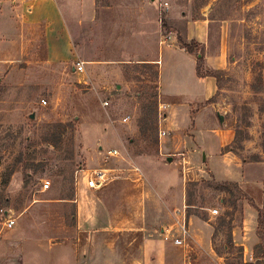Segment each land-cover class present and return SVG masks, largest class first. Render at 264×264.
<instances>
[{
  "label": "rangeland",
  "instance_id": "374dc122",
  "mask_svg": "<svg viewBox=\"0 0 264 264\" xmlns=\"http://www.w3.org/2000/svg\"><path fill=\"white\" fill-rule=\"evenodd\" d=\"M5 1L0 16V264H17L12 258L15 242L26 251L19 262L37 264L29 249L36 242L31 240L33 227L35 233L72 227L79 183H87L88 172L94 170H107L108 177L93 189L97 195L114 180L141 179L154 207H170V225L178 210L186 209L187 220L193 217L188 186L200 183L190 191L196 205L192 211L201 212L218 230L217 264H264V0L181 1V10L192 19L207 10L214 21L212 53L222 42L226 67L211 69L219 71L217 92L204 101V87L194 81L185 58L165 57V106L160 104L155 67L132 64L116 70L105 63L86 66L84 73L73 71L91 55L101 61L125 56L117 45L105 42L100 27L94 36L93 3L104 0H58L65 15L72 10L76 23L79 14L83 17V25L68 22L75 48L92 39L86 43L91 53L76 50L68 64L47 62L43 27L20 28L17 13L10 17L16 3ZM164 21L168 31L166 14ZM186 22L173 26L183 38ZM88 26L91 32L83 36ZM167 110L174 111L172 122L161 123ZM161 130L167 132L162 138ZM109 150L120 156L108 159ZM167 194L176 198L170 202ZM9 215L17 222L13 229L5 226ZM44 247L34 251L38 264H48L47 242Z\"/></svg>",
  "mask_w": 264,
  "mask_h": 264
},
{
  "label": "crops",
  "instance_id": "0c3cea01",
  "mask_svg": "<svg viewBox=\"0 0 264 264\" xmlns=\"http://www.w3.org/2000/svg\"><path fill=\"white\" fill-rule=\"evenodd\" d=\"M181 1L104 0L101 4L95 1L91 20L96 28L94 36L96 31L100 32V27V33L104 34L107 39L105 42H109L112 46L117 45V52H125V56L101 61L91 55L92 58L81 62L85 63V67L110 63L111 66L117 68L116 70L124 69L132 64L155 67L160 104L165 106L161 87V66L164 65L165 57H184L193 68L194 81L204 87L203 100L209 101L217 92V81L213 77H198L197 56L181 47L178 41V31L173 26H177L180 21H187L185 38L188 43L195 41L204 47L206 51L204 59L210 69H225L223 43L221 42V47L216 53H212L211 44L214 36L211 32L213 33L214 30L211 31V25L214 21L207 17L204 12L207 10L204 9H202L200 19L190 18L186 11L181 10ZM186 1L189 2L188 4L192 2V0ZM13 2L16 6L10 17L17 13L22 25L20 28L29 27L35 30L43 27L47 46V62L68 64L74 60L76 50L90 52L86 43L92 39L88 37L78 43V49L75 48L73 31L68 23L72 20L75 27L83 25L84 22L80 19L81 14L78 15L76 23L72 10L69 9L68 15H65L58 0H13ZM163 3L168 4L166 15L167 23L171 27L170 31H165L160 21V4ZM6 5L7 1L1 0L0 16ZM70 14L73 19L69 18ZM89 29V26L87 31L84 29L82 35L84 36L86 32L90 34ZM0 33L2 36L1 28ZM73 71L79 74L75 68ZM124 73H126L125 70L123 73L120 72L125 76ZM172 112L174 111L167 110L161 123L163 121L169 123L172 119ZM161 132L165 131L161 130ZM165 133L167 135V132ZM140 180H114L100 189L101 191L97 190L98 195L87 186L86 182H80L74 201L76 205L75 223L72 227L48 228L47 236H45L46 232L41 230L35 233L33 227L31 240L36 242L30 243L29 249L32 248L35 262L38 264L36 260L39 259L36 258L34 251H43L47 242L49 247L45 256H48V264H217L214 250L215 228L208 221L193 216L187 220L190 236L184 245L177 246L173 241H166L164 229L171 223L172 211L169 207L167 212V209L163 208L164 205L154 207L149 202L152 198L147 192L149 189H143L144 184H140ZM85 190H90L93 194L82 195L81 193ZM165 196L170 202L176 198V194L171 198L169 194ZM148 203L149 206L152 205L149 208L150 213L147 209ZM9 217L13 218L11 215ZM148 218L151 219L150 222ZM42 234L47 239L39 240L38 236ZM15 236L16 238L21 237L17 233ZM16 240L22 243L23 239ZM192 242L198 245L191 246ZM15 244L17 247L15 246L12 254L13 261H18L17 264H24L19 261H23V253L26 251H22L18 243L15 242ZM205 251L209 259L207 256L204 257ZM13 264L16 263L13 262Z\"/></svg>",
  "mask_w": 264,
  "mask_h": 264
},
{
  "label": "built area",
  "instance_id": "2783aa9c",
  "mask_svg": "<svg viewBox=\"0 0 264 264\" xmlns=\"http://www.w3.org/2000/svg\"><path fill=\"white\" fill-rule=\"evenodd\" d=\"M168 8L167 3L160 4V21L163 23L164 15L166 14V9ZM76 70L79 73L85 72V63L84 62H78L76 64ZM46 105V102H43ZM127 121V120H125ZM166 136L165 132H160V137ZM120 153L118 150H109L107 152V158L111 159L114 157H119ZM107 170H94L88 172L87 177V185L91 189H97L103 186L107 180ZM136 172H139V170L136 168ZM83 172V170H82ZM50 187V182H45L44 189L47 190ZM214 215L218 214V210L215 209L212 211ZM16 224V220L14 218L9 217L6 219L5 226L8 229H12ZM177 234V235H176ZM164 235L166 241H173V243L177 246L184 245L187 238L190 236L189 229H188V223H187V214L186 209L184 211L178 210L176 212V217L174 220V223L169 225L166 229H164Z\"/></svg>",
  "mask_w": 264,
  "mask_h": 264
},
{
  "label": "trees",
  "instance_id": "16d2710c",
  "mask_svg": "<svg viewBox=\"0 0 264 264\" xmlns=\"http://www.w3.org/2000/svg\"><path fill=\"white\" fill-rule=\"evenodd\" d=\"M163 24H164V27L166 28L167 24L165 21L163 22ZM178 41H179L181 47L183 49H185L188 53L195 54V52H197L196 56H197V75H198V77H200V78L213 77L218 81L219 71L211 70L205 65L203 48H202L203 46L198 44L195 41L188 43L186 38H183L182 36L178 37ZM204 183H206V182H204V181L201 182V184H204ZM199 185H200V183H198V182L197 183L191 182L188 186V199H189L188 206H189V209H191L189 212V216H196V217L202 218L203 220L204 219L206 220V217L204 215H202L201 212H199L197 210L192 211V209H194L193 207H195L196 205L194 204V202L192 200H190L191 195H192V194H190V191H192V188L197 187ZM217 232H218V230H215V234Z\"/></svg>",
  "mask_w": 264,
  "mask_h": 264
},
{
  "label": "water",
  "instance_id": "95a60500",
  "mask_svg": "<svg viewBox=\"0 0 264 264\" xmlns=\"http://www.w3.org/2000/svg\"><path fill=\"white\" fill-rule=\"evenodd\" d=\"M31 117L34 118V115H32ZM219 118H220V120L223 122V117H222V116H219ZM203 155H204V158H205V157H206V156H205V153H204ZM168 161H169V162H172V158L169 157V158H168ZM7 215H8V214H6V216H7Z\"/></svg>",
  "mask_w": 264,
  "mask_h": 264
}]
</instances>
